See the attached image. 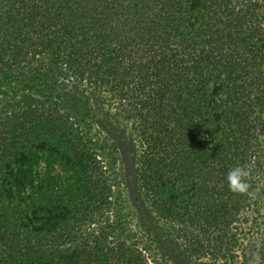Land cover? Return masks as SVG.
Returning a JSON list of instances; mask_svg holds the SVG:
<instances>
[{
    "label": "trees",
    "instance_id": "1",
    "mask_svg": "<svg viewBox=\"0 0 264 264\" xmlns=\"http://www.w3.org/2000/svg\"><path fill=\"white\" fill-rule=\"evenodd\" d=\"M67 76L128 107L143 196L194 262L245 264L257 233L264 264V0H0V264H176Z\"/></svg>",
    "mask_w": 264,
    "mask_h": 264
},
{
    "label": "rangeland",
    "instance_id": "2",
    "mask_svg": "<svg viewBox=\"0 0 264 264\" xmlns=\"http://www.w3.org/2000/svg\"><path fill=\"white\" fill-rule=\"evenodd\" d=\"M71 94L89 100L96 123L118 147V161L124 177L126 210L135 225L143 230L176 264H197L181 247L171 224L152 211L143 196L137 178L140 142L137 125L126 111L128 107L73 76H67ZM32 93L17 94L15 99L32 101ZM260 235L254 233L245 244V264H261Z\"/></svg>",
    "mask_w": 264,
    "mask_h": 264
},
{
    "label": "clouds",
    "instance_id": "3",
    "mask_svg": "<svg viewBox=\"0 0 264 264\" xmlns=\"http://www.w3.org/2000/svg\"><path fill=\"white\" fill-rule=\"evenodd\" d=\"M251 175V169L242 165L230 169L226 176L229 191L237 195L250 194L251 185L248 180Z\"/></svg>",
    "mask_w": 264,
    "mask_h": 264
}]
</instances>
